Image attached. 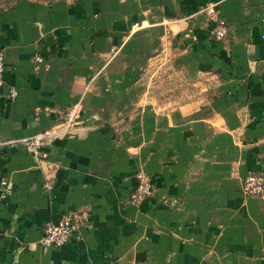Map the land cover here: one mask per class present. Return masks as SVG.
<instances>
[{"label": "crops", "instance_id": "crops-1", "mask_svg": "<svg viewBox=\"0 0 264 264\" xmlns=\"http://www.w3.org/2000/svg\"><path fill=\"white\" fill-rule=\"evenodd\" d=\"M210 3L224 40L201 13ZM170 27L197 87L173 109L145 75ZM0 50L19 92L0 99V264H264V196L242 191L264 174V0H22L0 11ZM80 100L79 126L47 158L9 145ZM140 169L155 192L136 208ZM82 212L81 241L38 245L44 227Z\"/></svg>", "mask_w": 264, "mask_h": 264}, {"label": "built area", "instance_id": "built-area-1", "mask_svg": "<svg viewBox=\"0 0 264 264\" xmlns=\"http://www.w3.org/2000/svg\"><path fill=\"white\" fill-rule=\"evenodd\" d=\"M205 12L215 24L212 30L213 36L219 41L227 38L228 28L219 16L217 4H208L205 7ZM43 62L44 60L41 56H35V66L37 70L40 69ZM5 72V52L0 50V99L5 98L8 102L13 103L19 98V92L16 87L6 83ZM81 112L82 104L79 102L64 112L62 120L58 125L33 136L10 142L9 145L11 147L22 145L39 158H47L53 144L61 138L64 133L69 132L78 125ZM0 145L4 144L0 143ZM243 189L247 195L264 196V174H250L243 183ZM139 194L144 197L150 195L151 189L149 185L142 186L139 190ZM80 227L78 218H76L74 214H69L59 223H50L45 227L44 236L40 240V245L44 248L51 249L62 248L72 239L79 242L83 239Z\"/></svg>", "mask_w": 264, "mask_h": 264}, {"label": "rangeland", "instance_id": "rangeland-1", "mask_svg": "<svg viewBox=\"0 0 264 264\" xmlns=\"http://www.w3.org/2000/svg\"><path fill=\"white\" fill-rule=\"evenodd\" d=\"M20 1L22 0H0V11L10 8L11 6L17 4ZM31 1L49 2V1H62V0H31ZM204 12H205V8L201 9V13ZM167 22H168L166 23L167 25H172V22H175V20L169 19ZM138 26L141 27L140 25ZM174 35H175V29L170 27L168 28L167 32L160 37L159 46L155 54L149 61L148 67L145 72L147 86L151 91V97L154 100H156V102L159 105L167 106L168 109H173L181 104L191 102L193 98L196 99L197 97V87L193 85V83L188 79L187 76H185L182 68L177 67L175 63L176 60L175 57L177 55V52H176V48L174 47ZM120 53H121V47L111 48V50L109 51V58L107 64L114 61L117 58V56H119ZM105 69L106 66L100 71V73L104 72ZM89 88L90 86H87V89L85 91L88 92ZM80 102L82 104V110H83L82 100H80ZM79 124L80 122L76 127H78ZM76 127H74L69 132L64 133L63 136L58 140L70 135L71 132H73V130ZM146 185H149V188L151 189V194L146 197H144L143 195L140 196L139 190L141 189L142 186H146ZM242 191L246 198L262 197V196L247 195L244 192L243 186H242ZM154 192H155V186L152 177L144 169H140L137 174V185L131 191L129 202L136 208H140L150 198L153 197ZM73 214L76 216V218H78L80 226H82L83 221H85L87 218V214L85 212L73 213ZM44 231H45V227L43 230L42 237L44 236ZM40 240L38 242V245H40ZM45 249H49V248H45Z\"/></svg>", "mask_w": 264, "mask_h": 264}]
</instances>
